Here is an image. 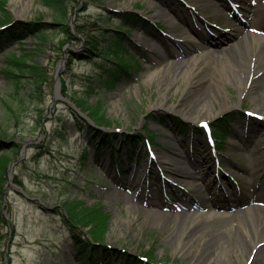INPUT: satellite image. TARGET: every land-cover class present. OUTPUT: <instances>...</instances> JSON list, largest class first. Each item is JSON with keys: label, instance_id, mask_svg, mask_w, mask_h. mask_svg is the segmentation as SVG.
I'll use <instances>...</instances> for the list:
<instances>
[{"label": "rangeland", "instance_id": "rangeland-1", "mask_svg": "<svg viewBox=\"0 0 264 264\" xmlns=\"http://www.w3.org/2000/svg\"><path fill=\"white\" fill-rule=\"evenodd\" d=\"M25 1L18 14L17 0H0V27L31 22L48 29L42 32V46L37 36L16 42L0 33V130L8 134L9 145H18L8 151L11 161L0 183V264H85L87 252L75 248L62 219L67 199L81 200L86 207L99 202L106 212L108 230L103 245L108 253L98 264H129L125 257L132 264H201L191 257L205 237L217 230L223 231L230 251L228 260L213 264H264V229L249 221L244 226L248 234L235 221H220L191 235L195 223L205 216H228L252 204L264 207V75L243 97L235 83L224 79L229 100L241 104L216 115L220 108L213 99L205 104L213 117L202 115L194 88L187 87V82L215 78L214 65L200 66L198 62L190 66L193 76L170 89V72L158 75L163 57L182 65L199 52L225 55L231 43L217 38L224 32L228 37L232 27H241L238 22L227 26L234 11L239 22L247 23L245 34L258 48L264 42V0H192L193 5L190 0H67L68 15L63 22L73 35L54 21L41 0ZM2 7L10 23L1 22ZM161 9L167 17L155 18ZM119 12L135 13L146 25L129 30L115 18ZM144 37L155 44V51L142 42ZM114 38L121 39L134 58L114 49L118 56L113 57L120 55L123 62L133 65L129 74L110 87V73L120 67L107 60ZM177 39L189 42L180 43L188 50L187 56L175 47ZM19 56L39 64V88L34 83L25 87L23 94L36 89V97L28 99L18 121L8 123L5 104L11 98L5 69L17 63ZM260 56L259 68L264 69V52ZM88 78L94 92L90 95L86 94ZM77 98L87 99L93 106L98 101L112 122L109 128H99L107 139L104 150H95L88 138L83 126L87 114L75 105ZM158 102L162 106L157 107ZM230 115L237 118L223 129L224 155L218 156L217 167L208 132ZM172 118L185 124V130L176 129ZM147 131L154 135L151 141L140 140L148 136ZM130 136L136 138L128 144L126 137ZM95 159L99 163L92 165ZM174 161L196 162L189 167L192 177L174 175L172 165L165 163ZM200 190L207 196L195 199L194 193ZM152 199L158 205L147 202ZM159 212L163 215L156 214ZM183 216L186 221L180 219ZM229 227L239 243L231 240ZM223 244L219 242L215 248ZM148 253L150 260L146 259Z\"/></svg>", "mask_w": 264, "mask_h": 264}, {"label": "trees", "instance_id": "trees-1", "mask_svg": "<svg viewBox=\"0 0 264 264\" xmlns=\"http://www.w3.org/2000/svg\"><path fill=\"white\" fill-rule=\"evenodd\" d=\"M42 4L47 10L51 12V16L54 18L55 22H58L60 26L63 27L66 33L69 35H73L71 32V28L68 26L66 22H63L66 16L68 15L67 11V0H41ZM3 3V2H2ZM4 6V5H3ZM3 9V16L1 17V22L3 20H7L10 23V16L9 14L5 13L4 7ZM115 18L119 20L123 27L134 29L138 24L145 25V22L139 15L131 12L126 13H118L115 15ZM3 23V22H2ZM5 25V24H4ZM12 27V28H11ZM7 27L5 29V35L9 36V38L13 40H17L20 42L26 36H37L39 44L42 46L45 44V36L42 34L48 28L46 25L41 23H26L22 24L19 27L14 28L13 26ZM39 34V35H38ZM41 34V35H40ZM63 43V41H62ZM123 46L121 40L118 38H114L111 40V44L108 49V53H110L111 57L107 60H113L120 66V71L114 72L109 76L113 77L112 82H109V86L112 87L114 83L120 81L123 74L129 72V69L133 65L132 63L123 62L119 57H113V54L116 49L123 50ZM124 52H127L124 50ZM130 55V54H129ZM133 58V56H131ZM18 62L13 63L10 67L5 69V72L8 74V84H9V91L8 97L11 98V105L5 104L8 111L5 114V120L10 123L12 120L18 121L20 119V111L25 110V106L27 104L28 99L32 101L37 94L36 89H29L27 93H22L25 87L29 86L31 83H34V86H37V80L40 76L39 71H41L40 66L38 63H27L25 59L21 58V56L17 57ZM110 81V80H109ZM108 82V81H107ZM87 91L86 94L90 95L93 92V86L88 78L87 83ZM75 105L81 112L86 113L87 116L90 118L92 124L88 123L84 120L83 126L87 133L88 138L93 144V147L97 150L105 148L106 136L99 131V128H109L112 122L107 119L103 111H101L100 104L97 101L95 106L88 103L87 99L77 98L75 99ZM242 117H244L242 115ZM237 118L235 115H230L223 120L219 121L218 123L214 124L213 133L215 137V144L217 148H221V142L223 141V134L221 133L222 126L228 125L232 120ZM82 119V118H81ZM83 120V119H82ZM174 125H177L179 129L185 130L186 125L178 122L176 119L173 118ZM148 134L147 138L151 141L154 137L153 133L150 131L146 132ZM8 137V134L0 130V183L4 181L5 173L7 170V165L11 161V154L8 151H13L18 147L11 143L10 145L7 143L5 138ZM126 143H133L135 136L126 137ZM144 138L141 137L140 140ZM10 141V139H8ZM9 145V146H8ZM86 153H82V159L86 158ZM13 159V158H12ZM2 185L0 184V190ZM102 205L97 202L93 203L90 206L86 207L85 202L77 199H67L62 205L63 213L62 219L67 224L70 238L77 248V250L87 252V264H95L96 259L100 260L104 258L108 252V249L103 245V241L105 239V234L108 230V220L106 212L103 211ZM84 228H88V230L84 231ZM98 256V258L94 259V257ZM147 260H150L151 253L146 254ZM130 263H132L130 261Z\"/></svg>", "mask_w": 264, "mask_h": 264}, {"label": "bare ground", "instance_id": "bare-ground-1", "mask_svg": "<svg viewBox=\"0 0 264 264\" xmlns=\"http://www.w3.org/2000/svg\"><path fill=\"white\" fill-rule=\"evenodd\" d=\"M17 2L20 5L17 13L20 14L23 11L24 6H26V1L17 0ZM193 3L194 1L190 0V4L193 5ZM168 9L169 11L175 13L174 9H171L170 7H168ZM233 13L234 14L227 20V26L231 25V23L238 22L241 24V27H232L230 28L231 33L228 37L226 36V32H224L220 33L217 38V41H223L222 39H226L228 43H231L225 55H219L216 57L213 55L205 56L202 52H199L195 57H190V59L182 65L180 63H169L165 60V57L160 59L158 58L159 63L163 66L158 75L163 74L165 71L170 72L168 77L169 80H167L168 89H170L174 84L182 82L187 76L192 77L193 74L189 67L196 65L198 62H200V66H206L208 62H210V64L216 67L217 72L215 78L207 79L202 77L196 82H192L190 80L187 82V87L194 88L193 96L195 97L196 104L202 106L203 109L200 110L203 111V116L213 117L212 111L205 108V104L211 102L213 99L218 103L220 108L216 112V115L223 114L224 112H227L241 104V101L239 103H232L229 100L230 97L227 95V89L223 82L224 79L235 83L238 87L240 96L243 97L252 90L253 84L261 81V76L264 75V69L259 68L261 66L259 57H261L260 55L264 52V42L259 43L258 48L253 47L251 41L249 42V36L245 34V24L247 25V23H243L241 21L239 22V19H237L239 18L237 17V13L235 11ZM175 15L180 18L177 13ZM162 17H167V12L164 9H161L155 18ZM142 42L155 51V44H151V42H149L145 37L142 38ZM181 42L182 41L177 39L174 41V45L175 47H178L180 55L187 56L188 50L183 48L184 45H180ZM184 42L186 44L189 43L188 41H183L182 44H185ZM227 73L229 74V78L225 77ZM156 76L157 75L154 77ZM166 97L167 94H164V98ZM157 104V107L162 106L161 102H158ZM258 105H260V102H258ZM181 114L184 118L188 117L186 113ZM177 154L179 155V153ZM165 163L172 165L171 169L174 175L190 178L192 177V174L189 171V167H193L196 162L192 164L190 163V165L186 164L184 161H174V164H171L170 162ZM201 180L207 185L205 178L202 177ZM199 193L205 192L200 190ZM147 202L150 205H158V201L156 199H152ZM150 213L153 214V212ZM156 214L159 216L163 215L162 212ZM180 219L186 221L187 216L180 217ZM220 221H223L224 223L235 221L236 224L242 228V232L245 234H248L246 227H244L245 221H249L252 226L256 225L255 227L258 229H264V207L259 204H252L248 209L244 211L237 210L228 216H205L203 219H200L195 223V227L191 232V235L197 230H204L205 226L208 224H216ZM227 232L228 235H232L234 233L231 227L227 228ZM230 238L231 240H235V243L240 242L233 235ZM222 241H224L222 248H215L216 244ZM253 245L254 247L258 246L257 243ZM229 251L230 246L227 244L223 231L217 230L214 234H208L205 237V239L201 242V247L197 249L194 255H192L191 259H195L201 264H213L218 259L228 260L227 255L229 254Z\"/></svg>", "mask_w": 264, "mask_h": 264}]
</instances>
